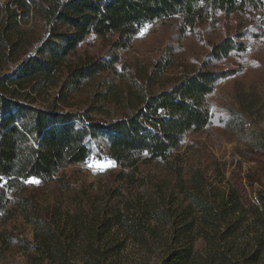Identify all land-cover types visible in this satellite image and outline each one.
<instances>
[{
	"label": "trees",
	"instance_id": "16d2710c",
	"mask_svg": "<svg viewBox=\"0 0 264 264\" xmlns=\"http://www.w3.org/2000/svg\"><path fill=\"white\" fill-rule=\"evenodd\" d=\"M261 13L264 0H0V223L12 216V204L36 211L29 180L74 187L63 170L85 164L94 153L101 157L105 148L123 180L124 169L143 162L172 164L190 134L217 124H233L264 152V131L248 116L235 117L229 109L215 116L211 106L218 84L236 72L217 64L246 54L251 40L264 38ZM231 18H237L235 31L221 32ZM154 22H176L175 40L147 61L124 59L141 30ZM90 33L98 35L102 48L89 47ZM190 37L209 48L205 59L191 66L178 58ZM97 81L101 89L92 97L71 101ZM45 87H59L48 107L39 106L30 91ZM187 178L179 191L188 200L184 209L173 205H181L177 195L163 208L149 202L146 210L150 219L169 226L163 264L195 262L201 256L197 238L213 252L208 264H259L264 191L258 192V204L247 208L235 189L226 193L202 168ZM126 184L116 183L117 194ZM195 211L203 229L197 238L191 235ZM248 211L261 230H255L249 249H235L238 231L252 226L243 223ZM47 218L40 213L37 220L43 245L61 260L63 242L77 234L64 225L53 227ZM118 220L103 216L100 223L110 230Z\"/></svg>",
	"mask_w": 264,
	"mask_h": 264
},
{
	"label": "rangeland",
	"instance_id": "374dc122",
	"mask_svg": "<svg viewBox=\"0 0 264 264\" xmlns=\"http://www.w3.org/2000/svg\"><path fill=\"white\" fill-rule=\"evenodd\" d=\"M260 15L263 19L264 14ZM236 24L237 18H231L222 25L221 32L233 33ZM176 32V22L146 25L124 59L147 61L175 40ZM88 40L91 49L103 46L95 33H90ZM202 44L190 37L183 54H178L179 60L182 58L191 66L205 59L209 48ZM250 44L246 54L231 55L217 64L216 68L234 67L236 72L218 84L211 106L215 116L229 109L235 117L248 116L264 131V38L251 40ZM99 89L101 85L97 81L74 93L71 101L83 102ZM30 91L39 106L48 107L59 87ZM105 149L101 157L94 153L85 164L63 170L64 174L71 175L74 187L29 180L36 211L26 210L18 204L11 205L12 216L0 223V264H163L172 236L168 224L149 218L146 212L149 202L155 201L163 208L179 195L176 202L181 205H173L179 210L184 209L188 200H183L184 195L179 191L186 188L188 175L198 168H202L211 183L226 193L235 189L247 208L258 204V192L264 191V152L249 144L236 132L233 124H217L190 134L186 144L172 156V164L143 162L124 169V180L118 174L120 167ZM177 171L184 172L183 176H177ZM122 182L127 184L121 194H117L119 186L116 183ZM40 213L48 215L53 227L64 225L70 233L77 234L69 242H63L65 254L61 260L51 258L45 250L44 234L37 222ZM111 215L119 220L108 230L100 222L103 216L106 221ZM196 215L195 211L190 218L196 221L191 235L197 238L203 229ZM243 215V223L252 226L238 231L239 236L234 238L235 249H249L255 242V230H261V223H254L253 211ZM85 223L90 228L84 226ZM103 231L105 233L101 235ZM217 245L221 246L223 242ZM115 246L120 249L114 254L109 248ZM196 248L201 256L190 264H208L213 253L210 246L207 247L202 238H197ZM259 264H264V251Z\"/></svg>",
	"mask_w": 264,
	"mask_h": 264
}]
</instances>
